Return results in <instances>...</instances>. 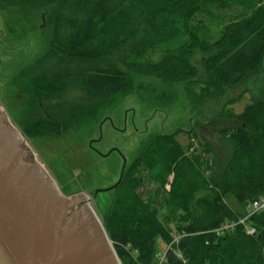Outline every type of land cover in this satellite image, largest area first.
Listing matches in <instances>:
<instances>
[{
    "label": "trees",
    "instance_id": "trees-1",
    "mask_svg": "<svg viewBox=\"0 0 264 264\" xmlns=\"http://www.w3.org/2000/svg\"><path fill=\"white\" fill-rule=\"evenodd\" d=\"M2 1L37 4L53 24L32 66L56 61L60 69L54 63L30 80V117L17 123L28 139L60 136L97 118L113 96L132 89L137 74L196 77L190 60L196 48L213 49L203 60L205 99L239 86L264 62V0ZM216 23L221 29L213 40ZM118 53L125 55L124 69L113 61ZM83 63L80 70L70 67ZM69 90L89 101L63 99ZM221 113L236 125L221 130L230 153L217 173L205 175L176 133H158L108 189L109 205L99 217L121 264H158L156 237L167 244L161 264H264V210L247 219L253 234L237 223L247 204L264 196V92L240 113ZM228 195L240 210L229 206Z\"/></svg>",
    "mask_w": 264,
    "mask_h": 264
},
{
    "label": "rangeland",
    "instance_id": "rangeland-1",
    "mask_svg": "<svg viewBox=\"0 0 264 264\" xmlns=\"http://www.w3.org/2000/svg\"><path fill=\"white\" fill-rule=\"evenodd\" d=\"M52 26L37 4L0 2V105L19 130L17 123L30 117V80L54 63V68L60 69L56 61L32 66L45 50ZM220 29V23L211 26V39L218 36ZM212 52L213 49L193 50L190 60L198 72L194 78L166 81L157 75L137 74L132 89L113 96L97 118L80 120L60 136L40 135L26 141L65 194L99 191L91 200L98 215L109 205L112 191L106 189L118 182L124 159L126 165L130 164L143 143L158 133H176V139L197 158L205 175L218 172L230 153L221 130L236 125L221 111L240 113L264 92V62L239 86L205 99L200 95L205 75L203 60ZM124 57L123 53L113 56L114 63L122 69L120 59ZM84 65L70 67L80 70ZM62 98L89 101L78 90H69ZM225 200L231 208L240 210L232 196ZM154 249L164 252L167 244L156 237Z\"/></svg>",
    "mask_w": 264,
    "mask_h": 264
},
{
    "label": "water",
    "instance_id": "water-1",
    "mask_svg": "<svg viewBox=\"0 0 264 264\" xmlns=\"http://www.w3.org/2000/svg\"><path fill=\"white\" fill-rule=\"evenodd\" d=\"M10 119L0 105V264H121L99 191L65 194Z\"/></svg>",
    "mask_w": 264,
    "mask_h": 264
},
{
    "label": "built area",
    "instance_id": "built-area-1",
    "mask_svg": "<svg viewBox=\"0 0 264 264\" xmlns=\"http://www.w3.org/2000/svg\"><path fill=\"white\" fill-rule=\"evenodd\" d=\"M263 210H264V196H259L258 198L253 199L249 204H247L246 216L243 218H240L237 223H243L245 225L246 232L249 234H253L255 232V228L247 223V219L251 213L257 212V211H263ZM234 223L232 224L228 223L225 225V227L231 226ZM178 237L179 236L174 237L173 241H177ZM164 255H165V252L157 253L158 264H161V262L164 259Z\"/></svg>",
    "mask_w": 264,
    "mask_h": 264
}]
</instances>
